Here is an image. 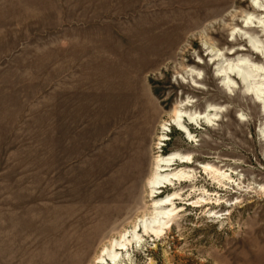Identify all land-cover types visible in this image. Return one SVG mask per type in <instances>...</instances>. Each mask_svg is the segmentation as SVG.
I'll use <instances>...</instances> for the list:
<instances>
[{"label":"rangeland","instance_id":"374dc122","mask_svg":"<svg viewBox=\"0 0 264 264\" xmlns=\"http://www.w3.org/2000/svg\"><path fill=\"white\" fill-rule=\"evenodd\" d=\"M238 60L264 67V0H0V231L5 223L13 238H39L99 195L105 145L123 154L128 118L149 111L139 201L107 226L86 264L148 210L155 151L191 156L176 162L195 171L177 185L191 194L177 200L183 209L164 236L102 264H264V71L253 73L261 91H247L227 69ZM182 103L217 115L187 121L193 139L170 126L153 149ZM201 163L231 181L218 183ZM204 190L211 203L195 206ZM20 244L5 264H40L38 246Z\"/></svg>","mask_w":264,"mask_h":264},{"label":"bare ground","instance_id":"6f19581e","mask_svg":"<svg viewBox=\"0 0 264 264\" xmlns=\"http://www.w3.org/2000/svg\"><path fill=\"white\" fill-rule=\"evenodd\" d=\"M225 2L223 1V3ZM227 69L236 70L234 76L245 84L247 91H261L259 87L253 89L256 87L253 82V73L264 71L263 66L253 63L251 65L244 64L238 60L236 63L229 64ZM222 71V69H218V74L222 75ZM258 84L264 85V81H260ZM262 103L264 105V100ZM186 104L182 103L174 107L170 121L161 124V134L153 149H157L161 140L166 138L170 126H174L186 135V139H193L194 134L187 121L197 125L201 121L209 124L217 115L213 105H208L202 112H190L185 108ZM148 113L149 111H146V114H136L130 118L126 116L131 121L128 125L126 143L123 142V154L113 158L108 144L105 145L99 195L82 199L71 212L61 216L52 228L36 239L32 231L20 234L18 239L13 238L8 232H4L5 223L1 224L0 248L3 258L1 264L7 263L11 252H15V243L19 241H21L19 245L21 250L28 249L26 251H29L38 246L40 264H86L94 243L107 226L120 216L132 212L135 204L139 201L146 157L142 150L145 148L146 130L151 123ZM155 152L151 172L145 182L149 198L148 210L136 217L131 222L129 229L123 228L117 233L116 238H111L101 244L98 251L94 250L90 264H102L107 259L115 262L121 257L123 251L127 252L129 248H133V244L144 241L145 237L160 239L168 232L174 218L178 216V212L183 209V206H178L177 203L186 200L191 193L185 197L183 188L177 187V185L181 182H192L195 179V171L179 166L176 162L190 164L192 158L189 154L185 155L179 152H171L166 155L158 154V151ZM199 165L218 183L225 185L227 184L225 181H231L229 173L220 170L213 164L201 163ZM167 186H171L172 192L157 197L161 189ZM211 199L207 191L204 190L202 195L192 203L195 206H201L203 203H211ZM214 201L218 202L219 199Z\"/></svg>","mask_w":264,"mask_h":264}]
</instances>
